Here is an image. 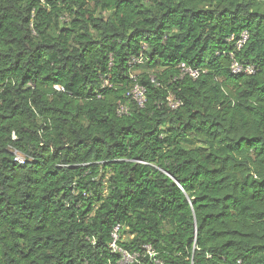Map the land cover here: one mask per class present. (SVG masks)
<instances>
[{
    "label": "trees",
    "instance_id": "16d2710c",
    "mask_svg": "<svg viewBox=\"0 0 264 264\" xmlns=\"http://www.w3.org/2000/svg\"><path fill=\"white\" fill-rule=\"evenodd\" d=\"M116 228L264 264V0H0V264H125Z\"/></svg>",
    "mask_w": 264,
    "mask_h": 264
},
{
    "label": "built area",
    "instance_id": "2783aa9c",
    "mask_svg": "<svg viewBox=\"0 0 264 264\" xmlns=\"http://www.w3.org/2000/svg\"><path fill=\"white\" fill-rule=\"evenodd\" d=\"M249 35L247 32L242 34V39L238 42L237 46L238 48H242L243 45L246 43V41L248 40ZM138 63H142V59L137 60ZM232 70L233 73H249V74H253L254 73V69L252 67H248V68H243L240 64H238L237 62H234V64L232 65ZM181 74L182 77L188 76L192 79H197L200 77V72L198 70L192 69L186 65H182L181 66ZM127 97H131L133 98L140 107H144L145 102H146V98H145V89L144 87H141L139 85H136L129 94H127ZM180 104L178 102H170V107L173 109H176ZM119 113L121 114H127L128 113V108L124 105L119 106ZM16 162L23 164L25 162L24 158L18 154H16ZM118 232H119V228H116L115 233L113 234L114 237V243L112 244V250L114 252H120L123 254V263L125 264H132L134 262V258L124 252L123 250H121L117 245H116V241L118 240Z\"/></svg>",
    "mask_w": 264,
    "mask_h": 264
}]
</instances>
